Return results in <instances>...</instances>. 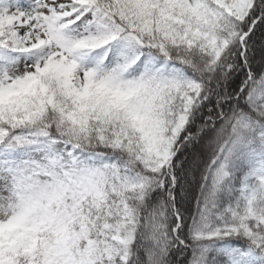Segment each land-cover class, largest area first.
Returning a JSON list of instances; mask_svg holds the SVG:
<instances>
[{"label": "snow or ice", "instance_id": "obj_1", "mask_svg": "<svg viewBox=\"0 0 264 264\" xmlns=\"http://www.w3.org/2000/svg\"><path fill=\"white\" fill-rule=\"evenodd\" d=\"M0 264H264V0H0Z\"/></svg>", "mask_w": 264, "mask_h": 264}]
</instances>
